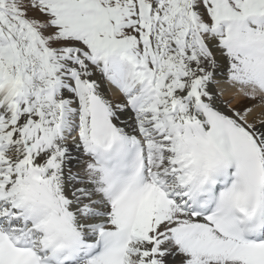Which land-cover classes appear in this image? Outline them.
<instances>
[{
	"label": "snow or ice",
	"instance_id": "obj_1",
	"mask_svg": "<svg viewBox=\"0 0 264 264\" xmlns=\"http://www.w3.org/2000/svg\"><path fill=\"white\" fill-rule=\"evenodd\" d=\"M0 264H264V0H0Z\"/></svg>",
	"mask_w": 264,
	"mask_h": 264
}]
</instances>
